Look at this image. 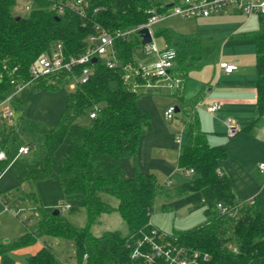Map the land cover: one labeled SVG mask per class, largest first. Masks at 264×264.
I'll return each instance as SVG.
<instances>
[{"label":"trees","instance_id":"16d2710c","mask_svg":"<svg viewBox=\"0 0 264 264\" xmlns=\"http://www.w3.org/2000/svg\"><path fill=\"white\" fill-rule=\"evenodd\" d=\"M69 0H36L27 16H16L17 0H0V104L11 97L16 108L19 87L31 81L30 68L44 54L62 42L67 57L79 56L87 46V38L96 26L106 31H127L148 21L153 9L163 12L172 3L162 0H87L85 21L71 10L58 13L53 3L65 5ZM96 10V11H95ZM21 17L20 19H17ZM256 40L257 105L259 117L264 116V27L251 33ZM154 36H163L167 47L177 53L173 71L185 77L200 67L202 46L198 38L160 29ZM144 45L141 31L115 41L114 49L121 65L110 68L106 58L90 63L89 79L77 83L69 92L67 106L57 126L46 133L40 161L29 166L33 181L54 179L66 195L84 200L88 224L77 227L59 211L44 212L33 231L19 239L0 241L1 264H16L11 253L34 245L43 235L63 237L69 241L76 264H135L131 254L144 234L155 227L150 219L156 198L165 188L155 174L138 171L133 178L123 175L121 160L136 157L144 134L152 130L150 114L138 104V95L124 82V66L137 63L134 51ZM85 66H77L74 74L63 72L40 78L39 87L57 89L80 77ZM180 86L174 90L182 99ZM95 118H90L91 113ZM188 129L187 141L181 145L178 167L184 173L193 170L196 178L180 185L175 197L210 188L217 208L207 211L205 223L192 229L168 235L191 254L208 257L207 264H264V214L257 202L241 201L229 176L221 171L228 158L224 146H212L208 133L202 129L195 106L189 103L182 110ZM89 116L90 122L79 119ZM69 137L66 155L60 162L57 151ZM9 138L0 133L1 149L6 159L0 161V172L9 162ZM117 199L113 207L104 196ZM118 211L128 232L108 231L95 236L92 225L102 214ZM160 230V229H159ZM161 231V230H160ZM162 232V231H161ZM24 264H61L49 245L27 257Z\"/></svg>","mask_w":264,"mask_h":264},{"label":"rangeland","instance_id":"374dc122","mask_svg":"<svg viewBox=\"0 0 264 264\" xmlns=\"http://www.w3.org/2000/svg\"><path fill=\"white\" fill-rule=\"evenodd\" d=\"M162 1L169 4L171 0ZM228 10L211 18L229 15ZM14 14L27 16L28 12L24 9L22 0H17ZM231 15L245 19L249 17L245 14L232 13ZM251 17L259 18V15H251ZM202 20L203 18L170 17L157 24L154 27V33L160 29H167L181 35L186 33L199 36L202 43L203 63L201 67L192 68L188 72L187 95L189 93L190 96L185 95L184 100L196 107L203 128L209 129L211 133V145L221 146L220 143L224 137L226 140L230 139L225 134L227 128L224 122L206 113L210 95L207 90L218 84L219 72L215 71V67L218 68L223 62L231 63L237 58H243L252 53V43H250L252 39L226 34L228 30L242 25L239 19L226 22L219 20L213 23H203ZM153 43L160 50L167 48L163 36H154ZM134 57L144 68L153 66L158 58L156 53L146 52L143 46L134 51ZM158 83L157 90L148 91L142 88L137 91L139 106L150 114L152 130L141 138L136 167L145 174H155L161 184L168 182L171 178L172 185H164L165 188L156 198L150 221L163 233L172 235L175 231H186L205 223L207 211L217 208L218 204L210 188L174 198L177 188L194 180L196 176L191 173L186 174L178 167L179 149L187 140V129L183 124L182 112H176L173 119H168L165 114L169 107H179L182 111V102L173 94L172 75L160 78ZM221 84L225 87L229 85L224 81ZM71 85L72 83L51 89L39 87L37 82H32L16 93L20 108H16L14 101L0 106V133L9 138L7 150L9 162L0 175V194H6L8 207L11 209V211L5 210L0 204L1 242L11 243L35 230L46 211L61 212L71 224L77 227H85L88 224L87 211L82 198L66 195L61 184L54 179L33 181L28 177L29 166L38 163L42 157L45 134L57 126L63 115L68 94L74 90ZM5 107H10L15 112L13 124L6 123L2 118ZM79 121L87 124L90 119L88 115H85ZM177 139H181V142L177 143ZM69 140L70 138L66 137L57 151L60 162L67 153ZM258 143L256 151L258 160H237L238 154L235 150L232 151L233 159L228 160L230 156L228 153L227 160L236 174L238 184L245 183L243 182L245 174L248 183L251 184L248 193H254L258 200L261 195L264 201V170L260 169V163L264 164V141L261 140ZM22 146L30 148L27 154L19 153ZM135 160L133 157L129 161L132 173L136 171ZM104 199L113 207H117V199L108 195L104 196ZM250 199L245 198V202H255ZM66 204L70 207L63 210ZM91 231L95 236H103L108 231H119L125 235L128 229L124 219L118 211L114 210L111 213L102 214L92 225ZM39 244L49 245L61 264H76L69 241L52 235H43L34 245L13 251L11 255L16 264L24 263L29 249Z\"/></svg>","mask_w":264,"mask_h":264},{"label":"built area","instance_id":"2783aa9c","mask_svg":"<svg viewBox=\"0 0 264 264\" xmlns=\"http://www.w3.org/2000/svg\"><path fill=\"white\" fill-rule=\"evenodd\" d=\"M22 1L24 9L28 13L33 10L36 0ZM53 8L58 13L71 10L76 13L82 21H85L89 12L87 0H69L65 5L54 2ZM228 9L235 10L248 16H264V0H179L178 2L172 3L163 12L153 9L146 23L127 31L119 30L116 32H109L100 26H96L95 33L87 38V46L82 54L79 56L67 57L64 52L63 43L57 42L50 53L44 54L31 66V81L23 86L31 84L40 78L63 72L74 74L77 66H85L80 77L74 75V81L71 85V88L74 89L77 83H84L89 79L91 69L88 65L93 63L92 60L94 58L97 60H99V58H106V64L110 68L121 65L114 49L116 40L126 38L137 31L148 29L152 41L148 44H144L143 47L148 53H156L158 58L150 68H144L138 62L125 65L124 82L129 89L136 93L142 88L153 91L158 89V80H160V78L170 77L172 75V85L173 90H175L182 83L180 75L172 73L176 64L177 53L174 48L167 47L165 50H160L153 43L154 27L170 17H179L181 19L208 18ZM220 68L226 73H232L237 69V66L232 63L223 62L220 64ZM22 87H19L18 90ZM9 101H11V97L1 103L0 106H3ZM218 108L219 102L214 101L208 105L207 111L214 113ZM175 113L176 108L169 107L165 114L168 119H173ZM14 116L15 112L10 107H5L3 109L2 118L6 123L13 124ZM95 117V112L90 114V118L93 119ZM226 127L227 135L230 138L237 136L240 132L238 125L230 118L226 120ZM178 142H180V140ZM29 150L30 148L27 146L21 147L19 153L27 154ZM6 157V152L1 149L0 145V161L5 160ZM260 167L264 169V164H261ZM1 173L2 172H0V175ZM185 173L193 174L194 171L188 170ZM166 184L170 185L171 181H168ZM251 203H254V201ZM0 204L3 205L6 210H10L8 207V199L3 194H0ZM69 207L70 205L66 204L63 206V210ZM217 208L222 213L226 211L221 204H218ZM72 253L74 254V250ZM131 257L135 264H207L208 262V257L206 255H201L200 253L191 254L185 247L180 246L176 238L169 237L157 227H154L151 232L143 235L134 248Z\"/></svg>","mask_w":264,"mask_h":264},{"label":"crops","instance_id":"0c3cea01","mask_svg":"<svg viewBox=\"0 0 264 264\" xmlns=\"http://www.w3.org/2000/svg\"><path fill=\"white\" fill-rule=\"evenodd\" d=\"M228 11L230 13L229 15L222 16L220 18H211L213 16L208 17V18H203L202 22L203 23H213L219 20L226 22V21H232V20L239 19L240 22H242V25H240L239 27L237 26L235 27V25L233 24L234 25L233 27L235 28L228 30L226 34H233L232 37L245 36V37H249L250 39H252L251 40L252 42H250L252 43V53H250V55H247L243 58L241 57V58H237L233 60L231 63L235 64L237 66V69L232 73L224 72L220 68V65L218 68L215 67V71L219 72L218 84L216 87H213L212 89L207 90V92H210V95L208 96L209 104H211L214 101H218L219 108L214 113H210L207 110H206V113L214 116V118L216 119L218 118L221 122H224L225 127H226V120L230 118L240 128L239 134L233 138H230L227 135V132H225L226 136L232 141L226 140V138L224 137L221 143L219 142L221 145L226 147V149L228 150V153L230 155L228 160L233 159V156H232L233 150H235V152H237L238 154L237 160H258L257 159L258 157L256 155L257 146L259 145L258 141H261V140L264 141V116L259 117V113H258L257 68H256V55H255L256 52L254 53V49L256 47V40L253 38L251 33L264 27V16L259 15V18H255V17L252 18L251 16H249L247 19H245L243 17L231 15L232 13L242 14L240 12H237L232 9ZM222 13H220L219 15H221ZM182 35L198 38L200 40L199 36L195 34L188 35L185 33ZM201 46H202V43H201ZM201 52H202V61H203V50H201ZM202 61H201V64L203 63ZM172 73L180 75L178 72H175V71H172ZM181 78H182V83L180 84L179 89H180V94H182L183 100H179L177 96L174 94V92L173 94L180 102H182V110H183L189 104L188 102H185L184 100V97L185 95H187V92H188L187 91L188 74L185 77L182 76ZM223 81L228 83L229 85H226V87L222 86L221 82ZM188 96H190L189 93L187 97ZM175 108H178L179 110L178 112H182L179 107H175ZM182 120H183V124L185 128L187 129L186 120L184 116L182 117ZM201 126H202V123H201ZM202 129L208 133V141L211 145V142H210L211 133L208 131L209 129H204L203 126H202ZM187 134H188V129H187ZM179 140L181 142V139H177L176 142L180 143L178 142ZM178 156H179V153H178ZM134 158L136 159L135 160L136 162L135 173L134 172L132 173L130 169L131 164L129 161L132 158H124L121 160V167H122L123 175L125 178H128V179L133 178L136 175V173L140 171V169L136 167V165L138 166L137 156ZM228 160L226 159L222 161L221 171L227 174L229 178L231 179L239 199L241 201H245V198H251L250 200L252 199L255 200V202L259 204L260 209L262 213L264 214V203H263L264 201L261 198V195L258 200V198L254 196V193H248L249 191L248 188L249 186H251V184L248 183L247 177L244 174V170H242L241 172L244 174L243 182L245 183L241 185L238 184V181L236 179V174L234 173V171H232L233 169L228 164ZM261 164L263 163H260V166ZM260 169L261 171L264 170L261 167ZM144 171L147 172L146 170ZM168 181H171V178L168 179ZM166 183H164L163 185H166ZM171 185H172V181H171ZM245 190H247V192H245ZM3 195L6 196V194H3ZM8 211H11V209ZM43 246H44L43 244H39V245H35L33 248H30L28 251L29 253L27 257L35 254ZM27 257L25 258V261ZM0 264H1V258H0Z\"/></svg>","mask_w":264,"mask_h":264},{"label":"water","instance_id":"95a60500","mask_svg":"<svg viewBox=\"0 0 264 264\" xmlns=\"http://www.w3.org/2000/svg\"><path fill=\"white\" fill-rule=\"evenodd\" d=\"M21 17H18L17 19H20ZM141 34L143 35V43L144 44H148V43H150L151 41H152V38H151V36H150V32H149V30L148 29H144V30H142L141 31ZM97 61V59L96 58H94L93 60H92V62L93 63H95ZM179 110H178V108H176V112H178Z\"/></svg>","mask_w":264,"mask_h":264}]
</instances>
